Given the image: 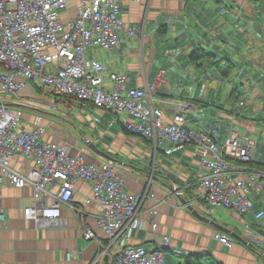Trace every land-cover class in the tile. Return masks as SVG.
I'll list each match as a JSON object with an SVG mask.
<instances>
[{"label":"crops","instance_id":"0c3cea01","mask_svg":"<svg viewBox=\"0 0 264 264\" xmlns=\"http://www.w3.org/2000/svg\"><path fill=\"white\" fill-rule=\"evenodd\" d=\"M117 1L125 25L142 29L144 34L131 38L123 33L112 51L88 50L87 57L106 68L101 75L104 87L112 88L110 74L127 76L130 88L157 84L158 90L148 105L163 110L165 123H170L176 113H182L187 130L208 135L219 145L225 143L231 130H237L243 140L249 138L256 146L253 164L264 167V96L261 89L253 88L258 82L253 73L257 72L255 56H247L249 53L242 50L245 44L239 45L241 38L248 42L246 35L264 30L261 0ZM79 6L80 0L68 1L61 15L64 24L77 17ZM261 44L264 48V41ZM197 50L214 55L215 62L204 66L193 62L192 55ZM226 61L233 64L236 73L233 71V76L227 78L219 70ZM19 95L43 103L40 108L9 103L22 111L23 129L30 131L38 123L45 130V141L67 146L72 156L93 164L110 161L89 148L94 146L118 161L113 162L114 167L124 178L128 192L139 194L149 190L151 199L143 203L141 216L146 219L156 209L158 228L151 237V228L144 227L127 245L156 250L168 237L169 247L163 250L166 264H185L188 255L203 256V264H211L207 259L218 264H264V218L256 219V214L264 212V197L252 194L254 207L246 215L219 211L209 205L198 190V180L207 173L200 165L195 145L165 143L155 152L150 141L130 134L120 123L113 124L110 113L93 106L81 108L75 100L64 98V104L80 110L77 132H72L73 123L64 120L66 124H62L49 118L47 112L57 106L52 96L35 90L32 84ZM188 104L197 107L187 112ZM229 105L230 109L224 108ZM256 118L262 122V131L252 137L256 128L242 121ZM81 141L87 142V147ZM35 165L34 159L24 156L11 161V168L22 175ZM172 186L180 190V196L202 218L210 221L195 217L182 198L172 193ZM59 189L58 184L48 187L53 195ZM92 195V184L80 180L75 186L74 203L61 207V218L36 220L32 215L35 202L31 188L5 184L0 188L6 215L0 227V264H112L113 251L99 258L108 238L97 219L101 205L96 201L87 203ZM73 208L81 209L85 215L77 214ZM81 221L94 232L95 239H85ZM217 226L240 238L230 237ZM217 233L229 236L233 245H222L214 238Z\"/></svg>","mask_w":264,"mask_h":264},{"label":"built area","instance_id":"2783aa9c","mask_svg":"<svg viewBox=\"0 0 264 264\" xmlns=\"http://www.w3.org/2000/svg\"><path fill=\"white\" fill-rule=\"evenodd\" d=\"M68 1L0 0V188L5 184L29 186L35 202L33 217L56 220L61 218L62 206L74 203L76 183L89 182L93 195L87 203L101 205L97 219L108 238L99 258L113 251L112 264H166L163 250L169 247L168 237L156 250L127 245L144 227L151 228V237L158 228L156 209L146 219L141 216L143 203L151 199L149 190L128 192L113 162L86 163L72 156L67 146L45 141V130L38 123L30 131L23 129L22 111L7 104L43 106L39 100L19 95L32 84L46 95L73 99L81 108L93 106L110 113L113 124L120 123L130 134L150 141L155 152L165 143L195 145L207 173L198 180L202 197L214 208L239 215L253 210L252 194L264 197V167L253 166L256 146L249 138L243 140L237 130H231L225 143L219 145L208 135L187 130L182 113L165 123L163 110L148 105L157 84L130 88L127 76L110 74L112 88H105L101 75L106 68L89 59L88 50L112 51L123 33L133 38L144 32L125 25L117 0H80L77 17L64 24L61 15ZM196 107L188 104L186 111L193 112ZM17 156L34 159L35 167L26 175L14 171L11 161ZM54 184L60 188L55 195L48 191ZM73 209L85 215L81 209ZM5 218L0 197V227ZM262 218L264 212L256 214V219ZM81 226L86 240L96 238L83 221ZM215 239L226 247L233 245L225 234L217 233Z\"/></svg>","mask_w":264,"mask_h":264},{"label":"rangeland","instance_id":"374dc122","mask_svg":"<svg viewBox=\"0 0 264 264\" xmlns=\"http://www.w3.org/2000/svg\"><path fill=\"white\" fill-rule=\"evenodd\" d=\"M264 4V0H261V5ZM250 30H252V27L250 26ZM247 32V30H246ZM264 30H260V34L256 33L254 31V35H246L249 37V41L246 42L245 38H241L239 45H241L242 43H244L245 45L242 46V50L244 53H249L247 56L250 57H254V63H255V68L257 69V72H253L254 74L257 75L256 80L258 82L255 83V85H253V88L258 91L259 89H261V94L264 96V48L261 47V43L264 41ZM261 35V37H260ZM256 37H260L258 40ZM244 41V42H243ZM157 46V45H156ZM160 46V45H158ZM164 49V48H162ZM161 50V49H160ZM241 50V51H242ZM242 53V52H241ZM259 67H261L262 69H260ZM233 74H236L235 71L233 72ZM232 74V76H233ZM255 75V76H256ZM247 76V75H246ZM233 78V77H232ZM233 80L231 79V81L229 83H231ZM257 95V93H256ZM226 97V94H225ZM53 99L57 100V106L54 110L47 112L49 114V118L52 119L55 122L58 123H62V124H66L64 122V120H67L70 123H73L74 125H70L72 132H77L76 127H78V123H79V119L77 118V115H80V110L77 107H74L73 109L68 107L66 104L63 103V99L52 96ZM225 109H230V105L224 107ZM259 111V110H257ZM203 119H206L203 117ZM244 123H249V124H253V126L256 128L255 131H252L251 135L252 137L256 136V134L260 133L262 131L261 128V124L262 122L259 119H253V120H248V121H242ZM68 131H70L68 129ZM264 135V134H263ZM262 135V136H263ZM262 139H264V137H262ZM89 142V141H88ZM81 143L87 147L86 143L87 142H82ZM264 144V141H263ZM217 210H226L223 208H215ZM218 212H216L217 214ZM215 238V236H214ZM169 256V254H167V257Z\"/></svg>","mask_w":264,"mask_h":264},{"label":"trees","instance_id":"16d2710c","mask_svg":"<svg viewBox=\"0 0 264 264\" xmlns=\"http://www.w3.org/2000/svg\"><path fill=\"white\" fill-rule=\"evenodd\" d=\"M215 56L212 54L206 53L204 50H197L192 55L193 62H201L204 66V64H213L215 62ZM219 70L221 74L227 78L229 77L232 72L234 71V66L230 61H226L224 63H221L219 66ZM256 166V163L253 164ZM185 264H203V261H205V258L203 256H192L188 255L184 258ZM208 262L211 264H218L213 259H207ZM166 263V262H165Z\"/></svg>","mask_w":264,"mask_h":264},{"label":"water","instance_id":"95a60500","mask_svg":"<svg viewBox=\"0 0 264 264\" xmlns=\"http://www.w3.org/2000/svg\"><path fill=\"white\" fill-rule=\"evenodd\" d=\"M1 104V103H0ZM10 106V104H7ZM89 148L91 150H93L94 152L102 155L104 158H106L107 160H110L111 162H118L115 158L111 157V156H108L107 154H105L104 152L102 151H99L97 148H95L94 146H89ZM152 179V177H151ZM172 193L175 195V196H178V197H181L182 200H183V203L189 207V210L194 214L195 217L199 218V219H202V220H206V221H210V220H207L205 218H202L198 212L189 204L186 202V199L182 196H180L179 194V191L180 190H175L174 187L172 186ZM218 230L221 231V232H224L225 234H228L230 237L234 238V239H239L240 237L237 236V234H235L234 232L230 231L229 229H226V228H223L221 226H217Z\"/></svg>","mask_w":264,"mask_h":264},{"label":"clouds","instance_id":"9594fccd","mask_svg":"<svg viewBox=\"0 0 264 264\" xmlns=\"http://www.w3.org/2000/svg\"><path fill=\"white\" fill-rule=\"evenodd\" d=\"M187 122V121H186ZM114 164V163H113Z\"/></svg>","mask_w":264,"mask_h":264}]
</instances>
